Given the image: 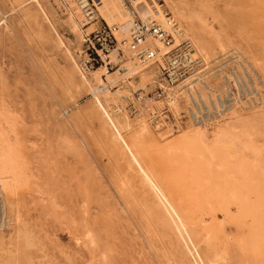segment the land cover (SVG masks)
I'll return each mask as SVG.
<instances>
[{
    "label": "bare ground",
    "instance_id": "bare-ground-1",
    "mask_svg": "<svg viewBox=\"0 0 264 264\" xmlns=\"http://www.w3.org/2000/svg\"><path fill=\"white\" fill-rule=\"evenodd\" d=\"M75 1L77 0H63L67 5L65 22L79 42L84 38L83 31L88 30L89 33L94 31L102 21L118 27L117 37L121 41L129 37L133 22L142 20L160 24L173 34L175 45L181 42V38L186 39L188 36L187 38L195 46L196 55L208 68L214 62L219 63V58H227L226 55L230 51L226 50L230 46H235L234 39H230L232 36L229 38L222 29L220 31L217 29V26H220L214 14L202 3L187 7L179 0H101V5L98 6L99 19L83 30L84 18ZM30 3L44 20L51 22L44 2L30 0ZM30 13L27 11V14ZM172 22H175L176 26ZM50 25H53L52 22ZM59 44L64 47L72 62V70L79 84L75 86H82L90 91L93 97L90 106L91 115H99L105 140L119 165L118 169L122 170L117 172L114 180L117 181V191L124 200L122 205L124 211L129 214L128 204L140 211L142 219L149 227L146 229L152 234V240L161 241L167 264H226V250L229 248L217 242L216 227L221 222H218L212 202L219 203L223 211L227 212L228 207L224 208L227 202L231 200L238 202L245 206L248 215L255 217L264 209V148L259 147L254 141L256 127L264 122V98H262L264 81L258 71L260 69L264 74V60L252 55L249 57L255 65L251 64L241 53L249 54L242 50V47L236 48L235 56L230 60L231 62L237 60V72L244 71V74L239 73V75L247 88L251 83L254 92H258L259 96L254 101L240 99L235 105L223 107L221 112L207 115L204 121L195 123L191 118L182 120L172 128V131L161 134V128L165 129L169 125L164 118L160 122H154L143 111L132 118L124 106L126 99L132 97L135 92L133 87H138L136 91L143 90L144 93L153 85L158 73L152 62L141 63L134 59L126 48L121 47L120 54L117 51L109 55L102 54L105 62L108 59L116 61L119 69L111 72L103 65L85 74L74 54L61 38ZM145 44L160 50V55L170 49L155 37H148ZM217 51L224 53L220 57H212ZM258 83L261 86L258 87ZM179 86L181 88L178 87L180 89L178 93L182 91L184 93L197 86L201 92L199 97L204 104L209 101L210 96L213 97V94L218 95L217 100L222 99L220 96L222 93H211L212 91L225 90L224 83L215 90L208 81H204L203 76L197 74L187 78ZM198 90L195 89L197 93ZM178 93L169 99L170 110L177 121L180 120L185 105L186 112L192 107L188 99L191 95H185L187 98L185 103L179 98ZM155 103L158 107L162 105L161 102ZM242 103L249 104L246 105L252 108L253 115L237 119L236 106L239 104L241 106ZM193 114L196 113L193 111ZM182 127L187 128L180 129ZM209 129L214 136L212 144H207L206 140V132ZM8 133L0 120V195L7 216L5 225H0V249L8 256L1 264H20L23 252L25 253L27 248L34 244L23 210L27 208V204L21 195L23 185L29 177L25 175L21 155ZM156 157L175 167L173 180L190 181L186 192L189 194L188 199L193 203L204 199L206 204L204 202L203 204L209 207L211 213L208 219L190 214L183 196L176 194L177 190L175 192L172 187L170 177L156 166ZM181 158L184 162L179 167L177 163ZM192 188L193 191H190ZM86 192L84 196L88 197L89 192ZM11 229H14V233L7 239L9 241L7 245L4 242V234ZM81 232L83 233L75 235V240L91 256L81 264H113L107 250H101L99 236L93 229L89 225H84ZM168 232L172 235L170 239ZM97 258L98 260H94Z\"/></svg>",
    "mask_w": 264,
    "mask_h": 264
},
{
    "label": "rangeland",
    "instance_id": "rangeland-1",
    "mask_svg": "<svg viewBox=\"0 0 264 264\" xmlns=\"http://www.w3.org/2000/svg\"><path fill=\"white\" fill-rule=\"evenodd\" d=\"M179 1L187 7L202 3L214 14L221 27L217 29L235 41V46L226 50L230 51L226 56H235L236 48L242 47L249 54L241 53L251 64L254 63L249 57L252 55L264 60V0ZM41 2L54 28L30 0H0V120L16 144L25 175L29 177L21 195L27 204L23 210L34 244L23 252L20 264H81L89 260L87 250L75 240L76 234L83 233L84 225H89L99 236L100 248L107 250L113 264H167L161 241L152 240L140 211L131 204H128L129 214L123 209L124 200L115 181L117 172L122 170L118 169L105 140L99 115H91L93 97L87 88L75 86L79 84L72 62L59 44L61 38L80 66L86 57L84 38L89 32L83 31L84 38L79 42L65 22L67 5L63 0ZM86 29L87 26L83 27ZM223 53L217 51L212 57ZM219 59L224 61L222 57ZM219 63L214 62L209 68ZM258 71L264 81V74ZM214 77L211 74L207 81L217 89L222 84L216 83L213 87ZM150 87L152 90L154 85ZM137 88L133 87V91ZM128 102L127 98L124 106ZM246 104L236 106L237 119L253 115L252 108ZM185 110L186 105L182 113ZM181 118L182 115L180 121ZM173 127L169 124L161 128V134L172 131ZM213 138L209 129L207 144H212ZM254 141L264 148V122L256 127ZM155 161L158 169L172 180L176 194L183 196L190 214L208 219L211 213L204 199L196 203L188 199L190 181L173 180L175 167L159 157ZM183 162L181 158L178 166ZM85 192H89L88 197L84 196ZM226 204L224 208L228 207V212L219 203L212 202L222 224L216 227L217 242L230 249L226 250V264H264V209L255 217L248 215L245 206L238 202L231 200ZM13 233L11 229L4 234L5 244H9L7 239ZM168 235L172 238L169 232ZM7 258L0 249V264Z\"/></svg>",
    "mask_w": 264,
    "mask_h": 264
},
{
    "label": "built area",
    "instance_id": "built-area-1",
    "mask_svg": "<svg viewBox=\"0 0 264 264\" xmlns=\"http://www.w3.org/2000/svg\"><path fill=\"white\" fill-rule=\"evenodd\" d=\"M77 3L84 18V26H88L99 19L98 6L101 5V0H77ZM172 23L176 26L175 22ZM117 31L118 27L116 25L111 26L102 21L94 31L86 34L84 38L86 57L81 61L80 67L85 74L103 65L108 71L114 72L118 68V63L111 61V59L105 62L102 54L109 55L114 51L120 54L122 52L121 47L126 48L131 56L141 63L152 62L158 73L153 81L154 87L144 93L143 90L133 92L132 98H129V102L125 106V110L131 116H137L138 113L143 111L154 122H160L164 118L170 125L177 126L176 124L180 123V120L177 121L172 115L169 99L178 93L180 90L178 89L179 85H182L187 78L194 74L203 76L204 81H207L211 74L215 75L212 81L213 86L216 83L222 85L224 83L225 90L223 92L217 89L215 90L218 92L212 91L211 93H222L220 94L222 99L217 100L218 95L213 94V97L210 96L209 101L205 104L199 97L201 92H199L197 86L192 90L184 91V93H182L183 91L178 93L180 94L179 98L184 102L187 99V94L191 95V99H188L191 101L192 107H189V113L186 110L182 113V120L191 118L195 123L201 122L206 119L207 115L218 113L217 111L221 112L223 107L235 105V102L240 99L242 101L255 100L259 96L258 92H254L251 83H249L251 86L249 85L248 88L243 83V78L239 73L244 74V71L237 72V60L230 61L233 55L231 57L226 56L227 58L223 62L210 69L196 55L195 46L190 39H183L178 45H175L173 34L156 22L135 20L129 37L121 41L117 37ZM148 37L157 38L170 49L160 55V50L145 44ZM195 89L198 90V93ZM155 102H161V107H158V104L156 106ZM193 111L196 113L195 115ZM2 204L3 199L0 195V225H5L7 216L4 213Z\"/></svg>",
    "mask_w": 264,
    "mask_h": 264
}]
</instances>
